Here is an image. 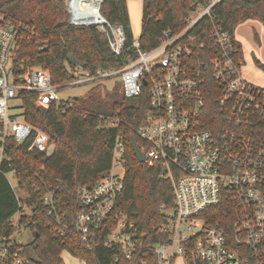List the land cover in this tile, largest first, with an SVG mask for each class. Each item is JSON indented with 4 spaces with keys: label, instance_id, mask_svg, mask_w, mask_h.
<instances>
[{
    "label": "built area",
    "instance_id": "obj_1",
    "mask_svg": "<svg viewBox=\"0 0 264 264\" xmlns=\"http://www.w3.org/2000/svg\"><path fill=\"white\" fill-rule=\"evenodd\" d=\"M66 1L70 25L94 27L105 36L114 55L133 50L136 58L120 70L92 73L75 68L71 70L72 82L63 86L53 85L50 74L41 68H29L16 75L12 69L16 25L0 13L1 143L12 139L17 144L28 142L30 152L47 151L49 137L10 113L9 101L19 100L21 94H38L37 105L48 108L59 101L70 105L71 98L60 99L58 95L64 88L115 76L120 79V94L126 100L139 97L146 89L150 110L135 130L142 143L138 147L144 163L166 174L174 197L172 208L161 207V232L168 239L154 247L156 264H172L177 255L184 258L185 264H264V89L243 77L234 40L220 25L211 30L208 67L191 62L197 41L192 31L200 20L210 17L212 7L220 0L198 7L183 30L175 34L163 32L160 44L146 52L138 38L126 47L123 27L111 24L101 14L104 0H97L91 19L84 15V2L74 6L71 0ZM209 80L214 84V100L219 108L217 130L206 127ZM116 123L118 119L112 120L111 126ZM2 158L3 144L0 163ZM126 163L124 141L116 138L110 170L97 184L77 189L74 213L51 193L43 195L42 207L56 241L64 242L74 230L90 250L102 230L112 223L107 246L120 248L126 259L133 257L137 229L116 210L124 188ZM10 173L16 178L15 186L6 178L8 173L4 177L18 211L10 221L13 234L0 239V264H29L25 246L12 237L26 228L23 221L34 211L26 203L28 195L17 176ZM218 207L220 215L211 210Z\"/></svg>",
    "mask_w": 264,
    "mask_h": 264
},
{
    "label": "trees",
    "instance_id": "obj_2",
    "mask_svg": "<svg viewBox=\"0 0 264 264\" xmlns=\"http://www.w3.org/2000/svg\"><path fill=\"white\" fill-rule=\"evenodd\" d=\"M129 0H104L101 14L111 24L121 25L129 47L134 40L129 13ZM210 0H142L141 29L138 37L142 51H151L160 44L163 32L173 34L184 29L189 16ZM0 13L16 25L17 41L12 55V69L16 75L29 68L47 71L55 86L72 82L71 70L81 68L96 73L98 70H120L136 58L133 50L116 56L110 50L105 36L94 27H74L63 0H0ZM247 20H256L264 26V0H220L193 29L196 37L191 62L193 65L210 61L211 30L220 25L234 40L238 58L242 62L241 45L234 39V29ZM80 63L74 65L68 59ZM264 69V68H263ZM100 82V81H99ZM206 96L207 123L212 130L220 128L216 119L219 108L215 103L214 84L208 82ZM47 97L42 98L45 103ZM111 99V101H107ZM38 94H21V117L31 126L43 131L50 139L47 151H28L29 143L17 144L12 139L3 143L0 163V239L13 234L11 218L18 211V203L4 177L14 172L20 187L27 193L26 203L33 214L23 222L33 235L26 245L29 264H64L61 255L66 252L84 264H156L154 247L167 243L161 232L164 223L162 206H173V191L169 179L159 167L138 163L130 139L142 143L135 130L150 110L146 89L134 99L119 98L116 92L94 93L71 98L70 105L62 101L48 108L37 105ZM118 123L111 126V121ZM264 136V132L262 133ZM116 138L125 144L126 173L124 188L116 210L124 213L137 229V247L131 259H126L120 248L108 247L106 237L114 228L105 227L92 249L80 241L74 230L64 242L56 241L50 222L42 207L46 193L74 213L77 210L76 192L83 186L97 184L111 168ZM221 208H213L219 213ZM220 215V213H219ZM7 264H10L8 262Z\"/></svg>",
    "mask_w": 264,
    "mask_h": 264
},
{
    "label": "rangeland",
    "instance_id": "obj_3",
    "mask_svg": "<svg viewBox=\"0 0 264 264\" xmlns=\"http://www.w3.org/2000/svg\"><path fill=\"white\" fill-rule=\"evenodd\" d=\"M67 11V1L63 0ZM127 9L129 13V20L131 31L134 39L138 38L141 29V9L142 0L127 1ZM234 39L242 46V72L246 79L264 89V26L259 21H245L234 29ZM9 70L10 66H6ZM10 71V70H9ZM9 84H13L11 76L9 77ZM120 79L115 76L100 82L91 83L81 86H71L58 91L60 99L76 98L87 96L88 92L94 90V93L101 92L104 95L106 92H116L118 97L120 94ZM111 101V99L107 100ZM10 113L21 117L22 109L18 99L10 100ZM6 178L13 186L17 181L13 173L6 174ZM13 240L18 244L26 246L33 241V235L29 229L23 228L20 232L13 235ZM64 264H84L78 259L73 258L70 254L64 252L61 255ZM182 256H176L172 264H185Z\"/></svg>",
    "mask_w": 264,
    "mask_h": 264
},
{
    "label": "water",
    "instance_id": "obj_4",
    "mask_svg": "<svg viewBox=\"0 0 264 264\" xmlns=\"http://www.w3.org/2000/svg\"><path fill=\"white\" fill-rule=\"evenodd\" d=\"M68 59L70 60V62H72L74 65H78L80 66V63H78L72 55H69L68 56ZM143 84L146 85V81L143 80ZM130 144H131V148H132V152H133V155L135 157V159L138 161V163H144L145 162V157L143 155V153L140 152L139 150V147L136 143V140L134 137H131L130 139Z\"/></svg>",
    "mask_w": 264,
    "mask_h": 264
},
{
    "label": "bare ground",
    "instance_id": "obj_5",
    "mask_svg": "<svg viewBox=\"0 0 264 264\" xmlns=\"http://www.w3.org/2000/svg\"><path fill=\"white\" fill-rule=\"evenodd\" d=\"M71 2L74 6H77L79 3L84 2V6L86 8L83 11H85L84 15L88 19H91L93 17V10L97 8V0H71Z\"/></svg>",
    "mask_w": 264,
    "mask_h": 264
},
{
    "label": "crops",
    "instance_id": "obj_6",
    "mask_svg": "<svg viewBox=\"0 0 264 264\" xmlns=\"http://www.w3.org/2000/svg\"><path fill=\"white\" fill-rule=\"evenodd\" d=\"M248 21H256V20H248ZM241 48H242V46H241ZM242 53H243V48H242ZM242 68V67H241ZM241 72H242V70H241ZM242 74H243V77L246 79V76H245V74L242 72ZM247 80V79H246ZM248 82H249V80H247ZM250 83H251V81H250ZM253 84V83H252ZM253 85H255V84H253ZM259 87V86H258Z\"/></svg>",
    "mask_w": 264,
    "mask_h": 264
}]
</instances>
